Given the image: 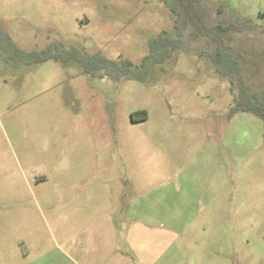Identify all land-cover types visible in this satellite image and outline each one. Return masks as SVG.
<instances>
[{
	"label": "rangeland",
	"instance_id": "rangeland-1",
	"mask_svg": "<svg viewBox=\"0 0 264 264\" xmlns=\"http://www.w3.org/2000/svg\"><path fill=\"white\" fill-rule=\"evenodd\" d=\"M210 1L264 31V0ZM170 15L157 0H0L23 52L134 64ZM253 37L243 75L259 90ZM185 50L142 83L0 57V264H264L263 122L231 114L228 81Z\"/></svg>",
	"mask_w": 264,
	"mask_h": 264
},
{
	"label": "trees",
	"instance_id": "trees-1",
	"mask_svg": "<svg viewBox=\"0 0 264 264\" xmlns=\"http://www.w3.org/2000/svg\"><path fill=\"white\" fill-rule=\"evenodd\" d=\"M171 14L173 33L161 32L148 41V53L139 64L128 60H110L99 53L89 54L75 46L62 44L46 46L42 51L23 52L16 47L0 27V57L3 61L14 60L28 66L45 63L49 60L62 66H74L92 78L112 80L127 79L145 82L147 75L156 67L163 65L177 52H187L186 41L196 47L194 55L211 65L212 70L228 81V91L232 97L231 114L243 112L255 115L264 125V89H252L244 78L252 45L245 40H253L257 31L263 28L246 19H241L227 10L224 3L210 0H157ZM230 14L231 20L224 24L214 22V14ZM205 49V50H204ZM204 52V53H203ZM5 54V58L4 55ZM8 56V57H7ZM134 115L131 116L134 120ZM141 112L139 121L146 119ZM264 142V130H263Z\"/></svg>",
	"mask_w": 264,
	"mask_h": 264
}]
</instances>
